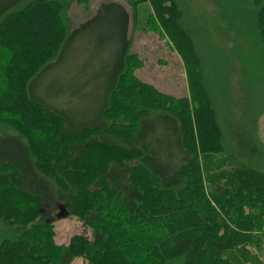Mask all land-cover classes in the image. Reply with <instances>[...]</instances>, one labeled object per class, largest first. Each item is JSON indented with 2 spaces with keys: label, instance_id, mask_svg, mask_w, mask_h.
<instances>
[{
  "label": "trees",
  "instance_id": "16d2710c",
  "mask_svg": "<svg viewBox=\"0 0 264 264\" xmlns=\"http://www.w3.org/2000/svg\"><path fill=\"white\" fill-rule=\"evenodd\" d=\"M73 1L0 0V264H264L250 250L264 246V0H125L132 14L105 0L72 26ZM145 2L185 96L133 72L128 29ZM103 19L117 66L84 123L33 86ZM59 204L82 227L66 244Z\"/></svg>",
  "mask_w": 264,
  "mask_h": 264
},
{
  "label": "rangeland",
  "instance_id": "374dc122",
  "mask_svg": "<svg viewBox=\"0 0 264 264\" xmlns=\"http://www.w3.org/2000/svg\"><path fill=\"white\" fill-rule=\"evenodd\" d=\"M102 1L105 0H74L69 4L66 13L72 26L92 15ZM118 1L131 14L133 13L131 4H127L125 0ZM207 6L209 10L214 8L212 4ZM133 9L136 15L131 19L128 29V35L131 37L130 50L137 52L143 63L142 67L133 70L134 74L143 83L147 82L156 90L172 97L187 95L188 79L178 50L172 47L167 35L152 29V24L149 23L151 9L148 3L139 4ZM244 10L245 8L241 6L234 11L244 17ZM110 36L109 25L104 19L97 27L92 25L88 29L80 30L67 45L64 55L58 62L52 64L47 72H42L33 86L35 94L41 96L51 107L59 109L66 115L69 114L73 120L93 122L96 110L105 96V88L111 80L110 73L117 66L118 54L113 51L117 43L111 45ZM117 36L118 34L115 35ZM169 139L161 127L156 141L159 147H167V152L173 148L168 142ZM60 206L61 204L53 211L57 217L53 222L54 240L66 244L71 233L82 232V227L76 217L64 214ZM58 211L66 216H58ZM250 250L259 259L264 260V246L260 253L254 248ZM73 264L84 262L80 258H75Z\"/></svg>",
  "mask_w": 264,
  "mask_h": 264
},
{
  "label": "water",
  "instance_id": "95a60500",
  "mask_svg": "<svg viewBox=\"0 0 264 264\" xmlns=\"http://www.w3.org/2000/svg\"><path fill=\"white\" fill-rule=\"evenodd\" d=\"M60 210H62V211H63V208H62V207H60ZM60 213H61V212H59V211H58V212H57V215H58V216H62V217H64V216H66V215H67V213H66V212H64V211H63V213H64V214H66V215H62V214H60Z\"/></svg>",
  "mask_w": 264,
  "mask_h": 264
}]
</instances>
